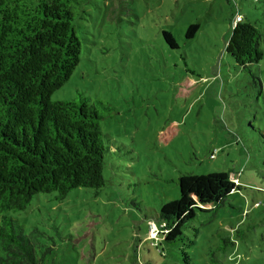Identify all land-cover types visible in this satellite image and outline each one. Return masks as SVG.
<instances>
[{
	"label": "rangeland",
	"instance_id": "rangeland-1",
	"mask_svg": "<svg viewBox=\"0 0 264 264\" xmlns=\"http://www.w3.org/2000/svg\"><path fill=\"white\" fill-rule=\"evenodd\" d=\"M81 1L79 61L51 99L82 94L107 114L104 184L61 200L36 194L8 212L15 229L40 264H182V251L190 264H264V0ZM235 13L261 34L262 57L249 70L225 51ZM191 23L198 28L186 38ZM186 77L195 85L183 92ZM168 125L176 132L160 142ZM211 171L236 176L239 189L163 241L157 215L179 196V175ZM235 228L243 235L216 251Z\"/></svg>",
	"mask_w": 264,
	"mask_h": 264
},
{
	"label": "trees",
	"instance_id": "trees-1",
	"mask_svg": "<svg viewBox=\"0 0 264 264\" xmlns=\"http://www.w3.org/2000/svg\"><path fill=\"white\" fill-rule=\"evenodd\" d=\"M84 9L81 0H0V264H40L29 237L15 229L10 211L25 209L38 193H53L61 200L74 188L99 189L104 184V133L95 102L78 94L68 99H51L69 78L79 61L81 41L78 30ZM231 20L225 51L241 69L262 57L261 34L243 17ZM197 23L188 25L191 38ZM166 43L176 42L162 31ZM183 92L195 82L186 77ZM98 104L110 112L102 101ZM176 132L173 125L157 134L168 142ZM233 178H236L235 183ZM179 196L164 202L157 219L165 242H174L197 211H209L239 189L240 181L223 171L202 175L181 174ZM255 204V203H254ZM221 236L215 246L224 252L241 237ZM210 254L213 249H209ZM182 264H190L181 252Z\"/></svg>",
	"mask_w": 264,
	"mask_h": 264
},
{
	"label": "built area",
	"instance_id": "built-area-1",
	"mask_svg": "<svg viewBox=\"0 0 264 264\" xmlns=\"http://www.w3.org/2000/svg\"><path fill=\"white\" fill-rule=\"evenodd\" d=\"M240 19H241V15L240 14H236L235 18H234V21L236 22V21H239ZM210 157H213V155L211 154ZM233 180H234L235 183L237 182L236 178H233Z\"/></svg>",
	"mask_w": 264,
	"mask_h": 264
}]
</instances>
